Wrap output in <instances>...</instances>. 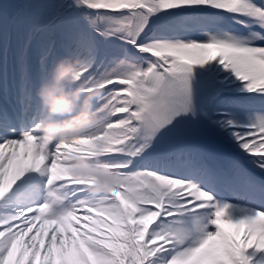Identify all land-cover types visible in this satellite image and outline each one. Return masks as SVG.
I'll return each mask as SVG.
<instances>
[{
	"label": "snow or ice",
	"instance_id": "1",
	"mask_svg": "<svg viewBox=\"0 0 264 264\" xmlns=\"http://www.w3.org/2000/svg\"><path fill=\"white\" fill-rule=\"evenodd\" d=\"M4 4L0 264H264V0ZM61 62L98 95L57 140Z\"/></svg>",
	"mask_w": 264,
	"mask_h": 264
},
{
	"label": "clouds",
	"instance_id": "2",
	"mask_svg": "<svg viewBox=\"0 0 264 264\" xmlns=\"http://www.w3.org/2000/svg\"><path fill=\"white\" fill-rule=\"evenodd\" d=\"M73 71L71 64L58 63L53 70V82L59 90L58 93L52 94L51 89L46 90L44 88L38 93L42 105L46 107L50 115L69 117L60 123L47 124L40 130L42 134L51 135L57 140L77 135L95 123V116L89 111L92 96L98 95L95 91L80 102L79 110L75 115H72L76 102L79 100L81 89L79 86L70 92H65L64 89H71L72 85L76 83L72 77ZM81 167L83 168V165ZM95 175L98 185L103 184L107 179L115 180V176L109 177L106 170Z\"/></svg>",
	"mask_w": 264,
	"mask_h": 264
},
{
	"label": "trees",
	"instance_id": "3",
	"mask_svg": "<svg viewBox=\"0 0 264 264\" xmlns=\"http://www.w3.org/2000/svg\"><path fill=\"white\" fill-rule=\"evenodd\" d=\"M22 2V0H0V4H4L5 16L9 17V21L11 20L12 15L17 12L18 5Z\"/></svg>",
	"mask_w": 264,
	"mask_h": 264
}]
</instances>
